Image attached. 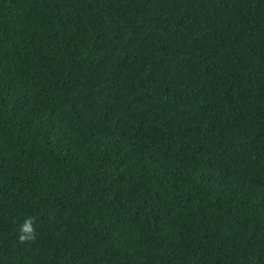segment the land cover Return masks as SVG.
I'll return each instance as SVG.
<instances>
[{"label":"trees","instance_id":"trees-1","mask_svg":"<svg viewBox=\"0 0 264 264\" xmlns=\"http://www.w3.org/2000/svg\"><path fill=\"white\" fill-rule=\"evenodd\" d=\"M0 264H264V0H0Z\"/></svg>","mask_w":264,"mask_h":264},{"label":"clouds","instance_id":"clouds-1","mask_svg":"<svg viewBox=\"0 0 264 264\" xmlns=\"http://www.w3.org/2000/svg\"><path fill=\"white\" fill-rule=\"evenodd\" d=\"M33 218H29V221L26 222L27 226L22 229V233H27V234H22L20 236L21 242H26L29 240H35L36 239V229L35 227L31 226V221Z\"/></svg>","mask_w":264,"mask_h":264}]
</instances>
